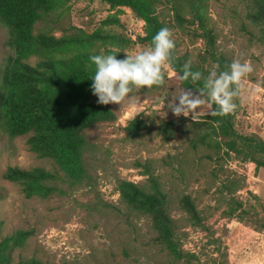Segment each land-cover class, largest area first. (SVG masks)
<instances>
[{"label":"rangeland","instance_id":"1","mask_svg":"<svg viewBox=\"0 0 264 264\" xmlns=\"http://www.w3.org/2000/svg\"><path fill=\"white\" fill-rule=\"evenodd\" d=\"M248 3L249 0H206V14L218 50L233 60H248L254 68L243 82L235 129L264 140V43L250 35ZM159 11L173 33L179 53L198 62L204 53V42L195 27H180L166 7ZM80 31L92 36V50L100 54L134 55L147 48L136 40L143 26L131 11L110 9L98 0H63L34 30L56 37ZM7 36L6 27L0 23V85L9 53ZM171 72L165 70L162 86L133 93L137 108L125 105L120 109L119 105L110 104L115 120L85 131L88 178L78 185L62 179L50 182L54 190L47 197H26L19 184L3 178L8 168H44L51 172L56 168L51 160L28 149L27 136L10 138L0 129L2 235L29 233L25 243L13 251L10 264L29 258L52 264H174L166 250L151 241L146 218L120 201L119 182L146 188L151 179H156L168 195L169 211L185 234L181 236L182 249L196 253L199 264H264V230H260L264 218V169L237 161L232 155L210 162L201 158L204 148H191L189 140L204 133L205 127L199 122L205 121L209 106L205 104L197 110L195 121L191 116H174L168 104L181 88ZM137 116L142 128L138 136L132 137L126 127ZM164 121H176L178 126L170 141L156 135L157 127ZM230 172L244 183V188L234 194L236 198L247 199L251 192L259 199H247L252 210L242 221L222 215V199L227 196L217 188L219 179ZM186 195L201 213L200 226L191 225L180 207L179 200Z\"/></svg>","mask_w":264,"mask_h":264},{"label":"trees","instance_id":"2","mask_svg":"<svg viewBox=\"0 0 264 264\" xmlns=\"http://www.w3.org/2000/svg\"><path fill=\"white\" fill-rule=\"evenodd\" d=\"M98 1L110 9L131 11L134 19L143 26V32L136 35V40L146 47L161 28H168L160 7L168 8L180 27L185 24L194 26L199 39L204 42V53L198 62L191 61L193 72L200 71L207 76L214 65L218 64L219 70L223 71L233 61L231 56L216 47L214 29L206 14V0ZM60 2L63 0H0V23L7 29L6 46L9 48L1 73L0 129L10 138L27 136L28 149L40 158L51 160L56 168L53 172L44 168H8L3 178L19 184L26 197L49 196L54 189L48 183L59 179L70 185L83 183L88 178L84 157L87 147L85 131L115 120L110 104H99L91 89L95 66L91 64L90 56L100 55L97 50H92V36L81 31L63 33L59 37L34 32L36 24L53 12ZM248 6L246 19L251 28L250 35L264 43V0H249ZM113 54H117L118 60L126 58L119 52ZM172 57L179 87L199 94L197 89L202 87V81L193 83L191 79H180L182 67L190 59L180 54L176 45ZM236 103L237 110L223 117L210 114L215 105L209 108L205 121L199 122L205 127L204 133L195 135L189 144L194 150L204 148L201 158L207 161L219 162L232 155L237 161L253 163L257 169H264V140L254 134L243 135L236 131L239 99ZM141 128L137 116L128 123L126 132L135 137ZM177 131L176 121H164L157 127L156 135L170 141ZM243 188L242 178L233 172L219 179L217 191L227 196L222 199L224 217L242 221L252 210L247 199L259 201L251 192L247 193V199L236 198L234 194ZM118 192L122 204L146 218L151 241L162 246L174 264H199L200 257L196 253L182 249L181 236L185 234L180 232L177 220L171 215L168 195L156 179H151L146 188L121 181ZM179 203L191 225H202L201 213L190 196L181 197ZM260 230H264V218ZM28 235V232L17 231L3 236L0 221V264L12 262L13 251L25 243ZM16 264L52 263L29 258L20 259Z\"/></svg>","mask_w":264,"mask_h":264},{"label":"clouds","instance_id":"3","mask_svg":"<svg viewBox=\"0 0 264 264\" xmlns=\"http://www.w3.org/2000/svg\"><path fill=\"white\" fill-rule=\"evenodd\" d=\"M175 48L172 31L161 28L153 37L151 44L143 51L134 55L126 54V58L117 59V54H100L90 56L91 64L95 66L91 89L101 105L115 104L120 109L125 105L131 109L138 107L133 93L138 89L162 86L165 83V70L172 69L175 75L172 52ZM191 60L182 67V81L191 79L193 83L202 81V87L194 95L187 88L168 104L174 116H191L195 121L199 115L198 109L207 104L212 116H226L234 113L244 88V79L254 71L250 61L234 59L226 70L220 71L216 64L204 76L200 71L191 70ZM178 101V103H176Z\"/></svg>","mask_w":264,"mask_h":264}]
</instances>
